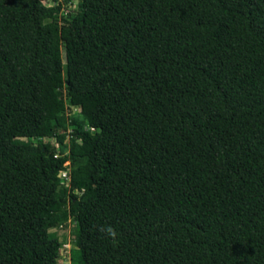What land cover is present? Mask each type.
Here are the masks:
<instances>
[{
  "label": "trees",
  "instance_id": "16d2710c",
  "mask_svg": "<svg viewBox=\"0 0 264 264\" xmlns=\"http://www.w3.org/2000/svg\"><path fill=\"white\" fill-rule=\"evenodd\" d=\"M45 1L0 0V264L70 222L72 264H264V0Z\"/></svg>",
  "mask_w": 264,
  "mask_h": 264
},
{
  "label": "rangeland",
  "instance_id": "374dc122",
  "mask_svg": "<svg viewBox=\"0 0 264 264\" xmlns=\"http://www.w3.org/2000/svg\"><path fill=\"white\" fill-rule=\"evenodd\" d=\"M54 0H46L45 4L50 5ZM59 2L65 3L64 0H58ZM78 3L75 2L73 4H63V11L61 15H68L72 11L77 10ZM70 110L68 113H77L80 109L76 107H72L68 104ZM90 165L84 163L79 160H71L66 164L65 175L72 180L75 177H78L79 174L83 175L79 172H82L84 168H88ZM82 170V171H81ZM74 230L75 225L73 222H70L69 225L65 228H58L53 230L55 234H57L61 240L65 243L62 250L60 251V259L59 264H72V250L75 248V238H74Z\"/></svg>",
  "mask_w": 264,
  "mask_h": 264
},
{
  "label": "clouds",
  "instance_id": "9594fccd",
  "mask_svg": "<svg viewBox=\"0 0 264 264\" xmlns=\"http://www.w3.org/2000/svg\"><path fill=\"white\" fill-rule=\"evenodd\" d=\"M101 231L105 232L115 242L117 233L111 226H108L107 228H101Z\"/></svg>",
  "mask_w": 264,
  "mask_h": 264
}]
</instances>
